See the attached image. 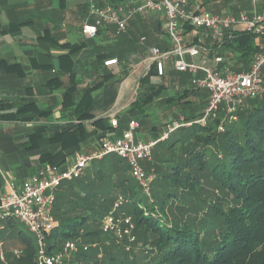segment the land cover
<instances>
[{
    "label": "trees",
    "instance_id": "16d2710c",
    "mask_svg": "<svg viewBox=\"0 0 264 264\" xmlns=\"http://www.w3.org/2000/svg\"><path fill=\"white\" fill-rule=\"evenodd\" d=\"M193 28L185 24L184 32ZM261 36L244 28L227 31L222 46L239 51L250 63L262 48ZM64 46L74 51L79 45ZM163 48L170 50L172 44ZM61 58L72 61L71 54ZM176 73L184 78L189 75ZM157 75L153 64L141 79L133 108L144 116L165 88L163 82H152ZM91 101L92 93L87 91L75 108L81 122L55 132L52 142L68 148L87 136L82 121L92 117ZM72 103L74 91L68 88L63 106ZM13 106L0 100V120L34 118L29 101L18 105L16 112H7ZM205 107L187 119L198 118ZM224 113V108L219 109L206 125L180 127L155 145L152 160L145 162L146 170L157 174L151 197L131 174L129 163L115 154L94 160L80 176L63 181L53 210L57 224L46 237L50 239L46 251L55 253L66 241L74 240L79 249L70 264H264V97L250 98L239 108V119L225 120V131H219ZM103 120L96 119L94 124L102 127ZM46 130L36 127L24 143L26 148L39 145ZM42 156L54 164L52 153ZM119 195L126 200L120 211L133 217L137 238L133 243L127 236L118 240L103 230V217ZM16 222L8 220L11 228ZM18 240L20 244L14 246L20 253L8 251L6 264H42L38 243L22 234ZM138 246L140 256L135 252Z\"/></svg>",
    "mask_w": 264,
    "mask_h": 264
},
{
    "label": "crops",
    "instance_id": "0c3cea01",
    "mask_svg": "<svg viewBox=\"0 0 264 264\" xmlns=\"http://www.w3.org/2000/svg\"><path fill=\"white\" fill-rule=\"evenodd\" d=\"M91 2L119 6L128 17L127 29L118 33L116 25L112 24L101 27L95 37L86 36L82 26L89 16ZM144 2L0 0V100L13 102L14 106L7 112H16L18 105L29 101L35 115L31 121L21 120L22 117L0 120V193L19 189L45 165L64 169L79 155L96 151L102 140L128 136L131 120L138 123L132 131L133 140L150 141L160 138L175 121H189L187 117L203 111L208 102V90L194 84L192 73L183 71L189 74L186 78L176 73L174 55L162 60L155 57L153 47L167 50L163 47L171 46L172 41L165 29L164 12L139 11L138 7ZM189 5L235 15L241 11L264 10V0H190ZM240 29L242 27L236 25L228 31ZM226 33L218 42L204 28L184 32V44L199 49L197 56L186 54V59L197 63L207 60L215 65L214 58L222 55L224 62L219 66L229 65L234 72L248 70L252 61L246 63L239 51L232 52L222 46ZM258 39L263 45L264 37ZM66 43L79 46L71 51L64 46ZM216 43L220 44L218 48ZM64 54H71L72 61L62 59ZM114 58L118 59L117 63L105 64ZM153 64L158 75L152 77V82H163L165 88L144 116L133 106L141 90V79ZM204 76L203 71H198L197 77ZM68 88L74 91L76 104L64 107ZM87 91L92 93L89 108L92 117L82 121L87 136L68 148L52 142L55 132L81 122L75 116V108ZM248 100L244 99L239 108L248 104ZM113 117L118 119L116 127L111 123ZM99 118H104L102 127L94 124ZM39 126L47 129L43 139L35 148H26L24 143ZM47 153H52L54 164L42 159Z\"/></svg>",
    "mask_w": 264,
    "mask_h": 264
},
{
    "label": "built area",
    "instance_id": "2783aa9c",
    "mask_svg": "<svg viewBox=\"0 0 264 264\" xmlns=\"http://www.w3.org/2000/svg\"><path fill=\"white\" fill-rule=\"evenodd\" d=\"M190 0H145L138 7L139 11L145 9L163 11L166 17L165 29L172 41L170 50L153 47L152 51L159 60L175 56L174 67L179 71L193 74L194 84L208 90V102L204 112L193 120H178L168 125L160 138L150 141H134L132 131L138 126L135 120L130 121V132L126 137L108 138L102 140L100 147L85 155H79L74 163L61 169L56 165H45L38 173L32 176L19 189L8 193H0V231L6 229L10 218L20 219L29 230L36 234L39 245L38 258L42 264H70L69 260L78 251L79 246L74 240L65 242L63 248L55 253L46 251L45 240L56 226L53 210L61 183L80 176L84 169L94 160H101L107 155L115 154L125 159L130 165L131 174L136 178L142 189L151 197L152 184L156 179V172H148L145 162L151 161L155 145L169 138L170 134L183 126L193 123L206 125L213 114L221 108L225 109V118L218 125L219 131H225L224 121H237L239 119V106L244 99L264 97V44L257 52L248 70L234 72L229 65L219 66L224 62L222 55L214 58L215 65L203 60L200 63L188 61L186 54L197 56L199 49L195 45L184 44V25L189 24L196 28L207 29L213 38L222 41L226 31L236 25L264 36V10L258 12L241 11L239 15L231 12L214 13L207 9L191 8ZM116 25L117 32H123L128 26V17L122 14L121 8L108 3L100 6L91 2L89 16L82 26V32L89 37H95L103 26ZM117 58L105 61L106 65L117 63ZM204 72V77H197L198 71ZM111 123L118 125V119L113 117ZM125 197L119 195L114 201L112 209L103 217V230L113 234L120 240L127 236L129 242L136 241L133 233L135 224L131 214L120 211L125 203ZM5 241L0 238V262L7 263L4 250ZM89 246H84L88 249ZM130 246H127L129 249ZM15 253H20L16 249Z\"/></svg>",
    "mask_w": 264,
    "mask_h": 264
},
{
    "label": "rangeland",
    "instance_id": "374dc122",
    "mask_svg": "<svg viewBox=\"0 0 264 264\" xmlns=\"http://www.w3.org/2000/svg\"><path fill=\"white\" fill-rule=\"evenodd\" d=\"M225 114H223V118H225ZM221 119V120H222ZM236 122V121H235ZM19 234L25 235V236H30L32 237L33 240L37 242V236L35 233L31 232L27 225L21 221L20 219H17V222L14 226V228H11L9 224H7L6 229L0 231V238L5 241L4 245V250L5 253L7 254L8 251H14L16 249H19V247L14 246L16 243H19L18 236ZM12 235V237H10ZM50 241L49 237L46 238L45 244H48ZM38 243V242H37ZM19 246V245H18ZM141 247H136L135 252H137L138 256H140L141 253Z\"/></svg>",
    "mask_w": 264,
    "mask_h": 264
}]
</instances>
